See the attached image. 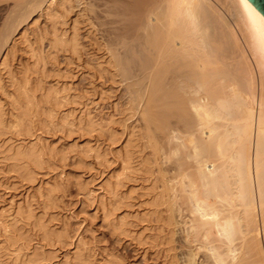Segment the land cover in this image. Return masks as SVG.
<instances>
[{
	"label": "bare ground",
	"instance_id": "1",
	"mask_svg": "<svg viewBox=\"0 0 264 264\" xmlns=\"http://www.w3.org/2000/svg\"><path fill=\"white\" fill-rule=\"evenodd\" d=\"M70 1L28 0L21 15L12 19L10 28L7 21L14 11L8 10L2 21L4 27L6 24L5 30L0 33V66L5 64L6 43L32 14L43 12L51 16L56 3L69 4ZM72 1L94 14L99 2ZM125 2L127 4L122 2L123 10H107L112 16L123 17L125 26L118 29L117 34L112 31L114 38L110 36L106 44L115 58L116 72L119 70L118 74L127 81L130 95L127 102L133 108L127 106V112H136L141 119L144 127L140 133L146 141L143 150L149 149L150 156L143 158V153H137L141 155L138 161L132 150H140L132 145L134 140L128 139V145L123 146L126 153L121 158L120 171L112 185L116 190L110 186L108 189L119 197L118 189L121 190L125 181L140 178L142 182H151V189L146 193L152 195L149 205L153 211L149 217L153 215L158 219L160 231L167 230L168 242L174 236L175 227L179 228L187 250L182 264H264V19L247 0ZM113 4L116 5V1ZM72 28L71 36L65 31L62 34L54 31L48 47L56 52L76 53L79 31L76 34V28ZM35 60L32 62L35 65L24 69L13 82L9 94L10 116L4 119L3 113L0 114L2 136L13 129L26 139L32 137L38 118H43L44 125L51 128L56 125L71 128L75 123L69 122L66 114L61 115L63 107L69 103L65 88L61 90L58 85H47L43 81L45 75L41 70L48 59L38 53ZM76 124L84 133L97 129L90 119L86 123L78 119ZM110 129H106L105 134L109 132L110 140L116 143L118 138ZM100 131L103 133L102 129ZM38 146L34 143L15 148L14 154L11 151L12 156L8 155L9 160L15 161L11 160L15 163H12L13 168L22 170L15 169L24 173L20 176L28 177L26 180H34L36 171L46 168V160L50 159L51 151L45 156L46 152ZM129 146L135 148L130 150ZM53 152L54 156L58 155L54 149ZM61 156L57 157L65 158ZM53 190H46L50 201L57 189ZM121 200L109 216L113 229L126 235L130 232V223L125 217L117 219L116 215L120 205L124 206L125 200ZM30 211L29 214L21 212L26 214H22L26 222L34 218ZM146 216L141 217L143 222L150 220ZM41 222L43 220L35 226H39L43 238L62 239L65 232L61 236L62 231L55 233ZM14 238L16 240V236ZM8 240L10 244L18 242ZM81 253H76L73 264H84L82 257L87 254L82 256ZM16 256L12 264L27 263L19 262L18 254ZM110 262L121 263L116 259Z\"/></svg>",
	"mask_w": 264,
	"mask_h": 264
},
{
	"label": "rangeland",
	"instance_id": "2",
	"mask_svg": "<svg viewBox=\"0 0 264 264\" xmlns=\"http://www.w3.org/2000/svg\"><path fill=\"white\" fill-rule=\"evenodd\" d=\"M97 1L99 2L94 11L95 14L88 12L85 7V9L81 8L80 5L77 7V3L72 0L69 4L56 3L51 16H45L43 12L34 13L25 22V26L23 25L5 45L3 52L5 64L0 66L2 118L8 119L10 116L9 94L14 83L24 69L35 65L32 62L36 59V54L41 53L48 59V64H45L43 71L38 66L41 74L45 75L43 81L47 85L56 87L58 85L61 90L65 88L69 103L63 107L61 115L66 114V119L70 118L68 121L72 124L75 121V123L73 127L70 126L71 128L69 126L62 128L58 125L51 128L50 125L48 127L44 125L43 118H38L34 124L33 136L28 137L29 140L22 133L21 136L14 133L13 129L10 131L8 129L3 136L0 135V264H12L17 254L18 261H27V263L24 262L25 264H73L76 261V253L79 252H82V256L88 255L82 257L84 264H111L110 261L115 259L116 262L118 260L121 262L118 264H182L187 252L178 227H175L174 236L172 235V240L168 242L166 241L169 239L167 230L160 231L161 223L157 221L158 219L156 220L153 215L149 217L153 211L149 205L152 195L147 196L146 193L149 188L151 189V182H142L140 178L125 181L123 187H119L121 190L118 189L119 197L113 196L110 191L113 188L116 190V186L112 185L115 184L117 172L119 173L121 168V158L126 150L123 146L128 145L127 142L130 140H134L132 142L135 144L132 145L138 146L136 148L140 152L130 149L135 148L134 146H129V149L134 151L133 155L138 157V161L141 155L137 153H143L142 157L145 158L150 156V151L143 150L145 148L143 144L146 145V141L144 137L143 139L141 137L143 133H140L144 127V125L142 127L141 119L136 112L134 114H131V111H129L130 114L127 112L128 108L133 109L127 102L130 99L126 89L127 81L118 74L119 70L116 72L118 68L115 58L106 44L110 36L113 37L111 33L117 34L116 31L125 26L124 18L116 15L114 17L111 12L123 10L125 4L122 2L127 1L121 0V3H117L119 0ZM115 1L116 5L113 4ZM26 2L28 3V0H0V33L5 30L6 24L4 27L2 21L8 10L12 8L14 11L10 13L13 17L8 18L7 21L10 28L13 24L12 19L16 20L21 15L20 11L23 12ZM117 4L122 7L119 8ZM113 6L117 9H113ZM72 27L76 28V34L79 31L77 54L71 51L56 52L48 47V41L54 31L59 34L65 31L71 36L70 30H74ZM31 52H33L32 56ZM133 107L136 108L135 105ZM78 119L84 120L85 123L90 119L94 125L96 123V132L84 133V130L81 132L82 129H77ZM106 129L114 132L115 137L118 138L116 143L110 140L109 132L105 134ZM34 143L36 147L39 145L38 148L46 152L45 156L54 149L55 155H62L61 157L65 158L54 156L55 152L52 154L49 152L53 159L48 156L50 159H45L48 161L45 163L46 166L44 165L46 168L42 171L35 170L36 177L30 181V179L26 180L28 177L20 176H24V173L18 172L22 170L17 168L18 171H16L17 169L13 168L15 161L11 159L14 161L11 162L8 155L12 156L15 148H24ZM19 145L22 147H18ZM108 186L111 189H108L110 188ZM48 188L57 189L56 193L53 190L54 196L51 201L45 195ZM119 199L123 202L125 200V203L121 202L124 206L120 205L121 209L116 211L117 219L125 217L130 223L128 227L130 232L126 235L113 229L109 216L110 212L114 211V205L118 206ZM30 210L34 218L30 219L32 222L27 219L30 223L28 224L24 216L29 214ZM24 211L28 213H21ZM22 214L25 215L22 216ZM146 214L150 220L143 222L141 217ZM18 216L23 218L20 219ZM34 219L39 222L43 220L44 226L45 224L46 228L49 226L48 230L55 233L62 231L61 236L65 232L63 237L67 233L66 238L61 237V240H55V237L50 238L51 240L43 238L41 229L35 226L38 221L35 222ZM11 228L14 230L12 231ZM8 238L18 242L10 244L9 240L7 241ZM27 258L32 261L29 262Z\"/></svg>",
	"mask_w": 264,
	"mask_h": 264
},
{
	"label": "water",
	"instance_id": "3",
	"mask_svg": "<svg viewBox=\"0 0 264 264\" xmlns=\"http://www.w3.org/2000/svg\"><path fill=\"white\" fill-rule=\"evenodd\" d=\"M264 19V0H247Z\"/></svg>",
	"mask_w": 264,
	"mask_h": 264
}]
</instances>
